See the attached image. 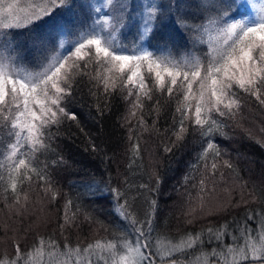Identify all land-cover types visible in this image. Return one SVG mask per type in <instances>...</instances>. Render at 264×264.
Returning a JSON list of instances; mask_svg holds the SVG:
<instances>
[{"label": "snow or ice", "instance_id": "1", "mask_svg": "<svg viewBox=\"0 0 264 264\" xmlns=\"http://www.w3.org/2000/svg\"><path fill=\"white\" fill-rule=\"evenodd\" d=\"M10 29L27 31L5 32ZM74 32L79 35L72 47L64 53L57 51L63 48L64 37ZM121 34L133 37L131 47L118 42ZM17 35L25 40L18 41ZM201 35L207 36L201 41L208 45L205 59L172 54L181 40L186 46ZM0 37L15 52L11 57L0 55V187L12 193L14 205L21 204L22 194L27 202L22 189L33 177L44 181L45 191L56 199L58 193L48 187L51 181L34 161L37 153L49 148L52 125L59 124L61 117L77 119L62 105L72 94L75 77L88 75L84 69L89 65L102 70L92 76L93 87L102 85L105 94L118 85L126 90L125 98L133 100L132 116L137 109L143 110L144 100H151L153 93L175 100L179 121L173 132L175 141L165 151L182 144L191 121L206 139L199 160L205 168L210 161L213 174L221 150L211 138L223 135V125L213 114L237 116L242 103L238 91L264 106V0H102L99 4L93 0H0ZM28 55L35 57L38 71H22V64L17 66V60ZM139 150V143L134 144V158H139ZM224 164L232 167L228 161ZM204 183L202 179V190ZM87 188L94 199L112 202L113 212L131 238L122 231L119 238L97 239L83 248L65 241L61 249L54 239L41 237L26 252L14 242L15 255L0 256V264H155V256L165 260L203 243L202 234L187 233L167 240L166 250L161 251L152 241L156 199L149 201L144 219H138L111 177L103 186L93 182ZM70 205L68 201L66 208ZM71 223L66 211L61 228ZM207 232L221 251L213 249L205 257L218 256L224 264H264V222L255 234L245 225L239 244L235 236L232 244L222 243L227 225ZM168 264L179 261L170 259Z\"/></svg>", "mask_w": 264, "mask_h": 264}, {"label": "trees", "instance_id": "2", "mask_svg": "<svg viewBox=\"0 0 264 264\" xmlns=\"http://www.w3.org/2000/svg\"><path fill=\"white\" fill-rule=\"evenodd\" d=\"M260 7L259 3L255 5L257 10ZM24 31L27 29L5 30ZM78 35L74 32L64 37V46L57 51L67 52ZM16 39L24 41L25 37L17 35ZM117 39L129 47L133 42L131 35L121 34ZM206 40L207 36L201 35L196 43L186 46L181 40L172 48V54L177 58L187 55L205 59L208 45L201 41ZM0 55H15L3 37H0ZM16 63L18 67L22 64V71L39 70L33 55ZM84 71L88 75L75 77L72 94L62 105L70 114L75 113L77 119L61 117L59 124L52 125L49 148L37 153L34 161L51 181L48 187L58 193L56 199L51 198V191H45V182L35 177L23 185L27 202L22 194L20 205H14L12 193H4L0 187V256L13 257L14 242L26 252L41 237L54 239L61 249L65 241L83 248L97 239L119 238L122 231L131 238V232L125 230L113 212L112 202L94 199L87 188L93 182L103 186L111 177L113 186L125 193L138 219H144L149 201L157 200L152 241L161 251L169 239L175 241L187 233L202 234L201 245L165 260L155 256V264H168L170 259L178 260L179 264H224L218 256L203 255L213 249L221 251V245L207 230L227 225L228 232L222 243L232 244L235 236L239 244L245 225L255 234L264 222V106L237 90L242 101L238 115L230 118L213 114L223 125V135L217 133L211 138L221 150L213 174L210 161L205 168V162L199 160L206 139L191 121L182 144L165 151L175 141L173 132L179 121L175 100L153 93L151 100H144L143 110L137 109L132 116L133 100L125 98L126 90L122 91L118 85L115 91L105 94L102 85L93 87L96 82L92 76L102 70L89 65ZM136 143H139V158L133 156ZM224 161L232 167L225 166ZM141 184L146 187L140 188ZM68 201L71 205L66 208ZM66 211L72 223L61 228ZM209 239L213 242L209 243Z\"/></svg>", "mask_w": 264, "mask_h": 264}, {"label": "rangeland", "instance_id": "3", "mask_svg": "<svg viewBox=\"0 0 264 264\" xmlns=\"http://www.w3.org/2000/svg\"><path fill=\"white\" fill-rule=\"evenodd\" d=\"M93 2L99 4V3L102 2V0H93ZM166 248H167V245H166V246H163V247H162V250H166ZM157 257L159 258V256H157Z\"/></svg>", "mask_w": 264, "mask_h": 264}]
</instances>
